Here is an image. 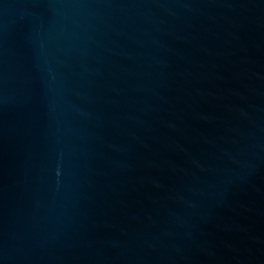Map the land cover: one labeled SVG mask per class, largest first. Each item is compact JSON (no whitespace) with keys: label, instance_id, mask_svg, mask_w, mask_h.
<instances>
[{"label":"water","instance_id":"1","mask_svg":"<svg viewBox=\"0 0 264 264\" xmlns=\"http://www.w3.org/2000/svg\"><path fill=\"white\" fill-rule=\"evenodd\" d=\"M0 264H264V0H0Z\"/></svg>","mask_w":264,"mask_h":264}]
</instances>
